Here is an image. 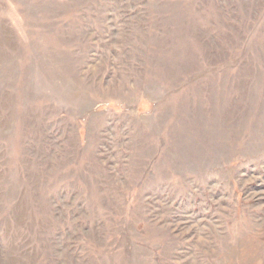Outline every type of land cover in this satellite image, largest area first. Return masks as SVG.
Wrapping results in <instances>:
<instances>
[{
  "label": "rangeland",
  "instance_id": "1",
  "mask_svg": "<svg viewBox=\"0 0 264 264\" xmlns=\"http://www.w3.org/2000/svg\"><path fill=\"white\" fill-rule=\"evenodd\" d=\"M0 264H264V0H0Z\"/></svg>",
  "mask_w": 264,
  "mask_h": 264
}]
</instances>
